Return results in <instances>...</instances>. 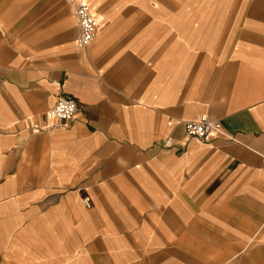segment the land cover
Wrapping results in <instances>:
<instances>
[{
  "label": "crops",
  "instance_id": "crops-1",
  "mask_svg": "<svg viewBox=\"0 0 264 264\" xmlns=\"http://www.w3.org/2000/svg\"><path fill=\"white\" fill-rule=\"evenodd\" d=\"M87 2L0 0V264H264V0Z\"/></svg>",
  "mask_w": 264,
  "mask_h": 264
},
{
  "label": "built area",
  "instance_id": "built-area-1",
  "mask_svg": "<svg viewBox=\"0 0 264 264\" xmlns=\"http://www.w3.org/2000/svg\"><path fill=\"white\" fill-rule=\"evenodd\" d=\"M72 4L75 19L78 25V43L81 47L87 46L96 36L97 22L91 11L87 0H69ZM77 103L69 96H60L56 103L46 112V118L56 122L70 120L77 112ZM182 131L186 136L201 141L209 139L213 133H222L221 123L206 115L197 120L183 121ZM229 137V136H227ZM230 138V137H229ZM173 144L172 138L165 139L163 145L170 147ZM87 205L86 201H84Z\"/></svg>",
  "mask_w": 264,
  "mask_h": 264
}]
</instances>
